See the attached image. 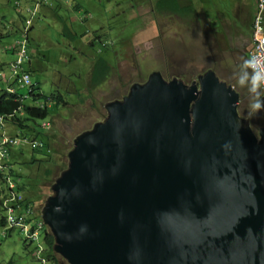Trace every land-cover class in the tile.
Here are the masks:
<instances>
[{
  "label": "water",
  "instance_id": "water-1",
  "mask_svg": "<svg viewBox=\"0 0 264 264\" xmlns=\"http://www.w3.org/2000/svg\"><path fill=\"white\" fill-rule=\"evenodd\" d=\"M240 100L210 70L152 72L108 104L42 209L55 250L70 264H264V127Z\"/></svg>",
  "mask_w": 264,
  "mask_h": 264
},
{
  "label": "rangeland",
  "instance_id": "rangeland-1",
  "mask_svg": "<svg viewBox=\"0 0 264 264\" xmlns=\"http://www.w3.org/2000/svg\"><path fill=\"white\" fill-rule=\"evenodd\" d=\"M87 2V9L97 10V15L104 14L102 6L111 7L112 13L108 20H98L94 25L84 24L83 31H77L80 34L85 33L87 38L80 40L83 44L77 51L74 46L69 44L63 35L65 30L57 25L43 27L42 37L39 39L38 34L32 36V46L36 50L35 58L31 65L32 80L40 93L46 97H52L56 91L55 81L61 76L69 74L80 69L82 72H89L93 63L92 60H102V74L109 72L111 77L101 81L98 88L85 91L79 97L87 99L84 106H81V112L76 111V99L68 95L71 105L70 112L73 111V118L69 121L54 118L64 110L55 105L51 107V115L43 123H53L51 130L57 131L60 154L46 157L47 152L44 148L32 150L28 142H22L13 152V165L24 182L31 186L26 191L27 201L32 200L37 211L40 212L43 202V196H50L52 188L47 187L51 183L57 182L60 175L69 165V151L73 148L75 140L83 133L90 129L93 124L89 119L96 114L95 109L102 111L101 105L112 99L121 98L129 92L133 82H143L153 71H160L164 76H177L181 79L191 82L198 79L199 75L205 74L209 69L215 71L225 80L234 83V86L250 93L252 86L249 78L245 80L238 78L239 70L248 68L245 61L246 56L241 55L239 49L248 43L246 52L252 51V46L246 38L241 36L234 37L235 47L228 44L230 33L235 32L234 27H226L228 24H217V31L208 28L206 7L201 6L198 0H179L183 7H192L197 9L199 15L196 20V13L186 17H162L153 14V8L157 0H150V5L138 0H103ZM244 7L250 1L242 0ZM214 5L229 12L237 9L235 5H230L226 0H212ZM13 0H0V65L4 68L0 72V86L3 85V75H11L9 63L15 59L16 55L7 53L6 50L13 48L19 40L17 34L11 28L5 27L6 17H15L13 10ZM255 12L248 17L251 19ZM60 14L68 22L75 17V0H69L62 5ZM106 15V12H105ZM245 18V16L243 15ZM148 25V26H147ZM147 26L142 29L145 34L151 38L145 39V42L136 45L124 44V39L119 37L124 34L132 35V28ZM71 28V26L69 25ZM157 27L158 35L152 30ZM72 33L76 34L72 28ZM3 35H6L4 38ZM98 38V42L91 51L86 43L90 42V37ZM156 36V37H155ZM119 37V38H118ZM154 37V38H152ZM118 38V39H117ZM116 39V43L113 41ZM130 45V46H129ZM119 48L120 51H117ZM93 52V53H92ZM33 56V57H34ZM239 62V68L235 65ZM87 79V88L90 87V78ZM243 79V80H242ZM119 81V82H118ZM247 82V83H246ZM83 89V88H81ZM253 94L248 100L243 101V113L252 109L251 105L256 101ZM41 104L44 101L41 100ZM84 112V114H82ZM100 117V119H102ZM264 119V117H263ZM258 121L256 122V126ZM41 132H49V128L41 127ZM6 131L10 137H27L29 141L34 140L31 134H22L21 129L17 128L12 122H7ZM2 133V131H0ZM33 158L41 161L33 162ZM41 158H44L41 159ZM50 160V161H46ZM61 164L64 167L56 172L53 180L46 178V171L55 164ZM11 188L0 187V201H5V193ZM47 199L44 200V203ZM0 230V241L2 237ZM25 236L20 231H13L3 242H0V264H35L24 251Z\"/></svg>",
  "mask_w": 264,
  "mask_h": 264
},
{
  "label": "clouds",
  "instance_id": "clouds-1",
  "mask_svg": "<svg viewBox=\"0 0 264 264\" xmlns=\"http://www.w3.org/2000/svg\"><path fill=\"white\" fill-rule=\"evenodd\" d=\"M29 1H30V4H25V0H13V2H14L13 10H14L15 15L17 16V18L15 17V19L18 20L16 29H15V34L18 35L19 40L13 48L7 50V51H10L12 54L16 55V57L14 60H12L9 63V66L11 69V75H3L2 76L3 85L0 86V91L3 89H9L12 92V94L23 95V99H26V101L31 99V96H32L31 93L33 91L36 93H40L39 90L37 89L35 83L33 82L32 75H31V60H32V57L34 56V54L36 53V50L32 46L31 34L34 30V27H35L36 22L39 18V15H40L42 8H44V7L53 8L54 7L52 0H29ZM94 1H103V0H94ZM139 1L148 3L150 5V0H138V2ZM156 4H157V2L155 3V6H156ZM257 10H258V0H257L255 16L253 17V20H252L251 42L249 41V44L252 46V51L249 53L246 52V49L248 48V43L244 47L239 49L240 54L246 56V58H247L245 63L248 66V68L239 70L240 73L238 72L237 77L243 78L244 80L246 78H249L251 86H252L250 93L247 94L244 90L242 91V89L238 88L237 86H234L233 82H230V81L222 78L215 71V69H209L208 71H210V70L214 71L222 81L228 83V85H232L235 88V90L237 91V93L240 94L241 100H240V104H239V113L242 117L247 118V119L250 118L252 120V126H253L254 130L256 131V133L260 136V131L264 127V119H263L264 114H262V112H264V91H263V86H262V82H264V76L261 75V72L259 70H255V72H254L251 69V59H252V54L254 51V40H255V18L257 15ZM153 14H156L154 8H153ZM162 17H167V16H162ZM7 18L8 17H6V20H7ZM97 19L98 18H95V20H97ZM95 20H94V17L92 14H87L83 18V21H84L83 24L94 25L93 22ZM62 26H63V30H65V35H63V37H65V40L67 42H68V40H73L74 42H80V40L85 41V39L87 38V35L85 33L80 34L78 32L77 34H73L71 28L69 27L68 22L65 21L64 19H62ZM65 26H67V27L65 28ZM147 26H142V27L138 26V27L134 28V33H133V36L131 37L130 45H136L138 43H143V42H145L146 38L148 40L151 39L145 34L144 31H142V29L146 28ZM5 27H7L6 23H5ZM153 28L154 29L152 31L155 32L156 36H157L158 35L157 27H153ZM81 29L83 31V26L81 27ZM79 30L80 29H78V31ZM216 33L219 34V32L217 30H216ZM152 38H154V37H152ZM95 42H98V38L93 36V37H90V42L86 43V44L88 45L89 48H93L95 45ZM112 46H113V43H112ZM98 61L99 60L97 58L94 61L93 65L91 66V69H90V87L88 88L89 91H91V89L94 91V89H97V88L99 91L100 83L98 86H94V83L92 81L93 68H94V65L98 63ZM235 65L238 68L240 66L238 61L235 63ZM0 67H1L0 68V72H1L4 67L2 65H0ZM153 72H160V71H153ZM111 74L109 72L105 73L104 74L105 79L101 80V81H105L108 78H110ZM149 75H148V78H149ZM203 75H205V74H203ZM199 76H201V75H199ZM164 77L166 79H171L174 76H172V77L164 76ZM175 77H177V76H175ZM148 78L143 82H140V81L133 82L132 86L135 85V83H144L148 80ZM196 80H198V79H196ZM184 81L187 83L192 82V81L188 82L187 80H184ZM132 86L130 87L129 92L124 94L121 98L112 99L110 101L104 102L103 105H101L102 110H103L102 116L104 115V117L102 119L99 118V121L96 123H91V124H93V126L90 129L83 131V133L86 131H91L96 124L105 122L106 119L108 118L107 105L112 103V102H117V101L122 102L127 96H129V93H130ZM55 93L56 94H63L68 101V105H66V106L64 105V106L59 107L56 102H50L49 104H47V107H49V109H51V107L53 105H55L59 109H61L63 107H69V105H71V103H70V100L68 99V95H72V98L75 97L76 104H80L81 106H84L87 102V100H84L83 102H81L80 100H77L76 94H73L71 92L70 93H61V92L55 91ZM40 94H42V93H40ZM253 94L256 97V100H255L256 102L251 105L252 109L248 110L247 113H243V107H244L243 101L248 100V98H250ZM38 106L41 108H44L45 105L38 103ZM104 106H105V111H104ZM69 111H70V108H69ZM50 112H51V110H50ZM71 113H72V118H73V116H74L73 111H71ZM258 113H260L262 115V118L258 117ZM82 114H84V112H82ZM257 121H258V124L256 126ZM53 123H43L42 127L43 128H49V132H47V133H51L52 135L59 136L60 134L57 131L51 130L53 127ZM6 124H7V122H6L5 118L0 117V131H2V133H0V148H1L2 144H4V142L7 140L14 141L15 143H9L8 145H6V148L8 150V158L6 159V161L2 162V164H7V166H5L4 168H2L0 166V174H1V172H2V174H8V172H10L12 169H15L14 165H13V161L10 162V160L11 159L13 160V155H14L13 150L16 147L20 146L22 142H28L30 144L31 149L34 151L44 148L47 152V155H49V153H52V155L60 154L58 147H57L59 145L58 137L51 143V148H50L49 146L46 145L45 142H42L40 140L29 141V139H26V138L20 139V137H16V138L10 137L6 131ZM76 140H75V143H76ZM75 143L73 145V148L68 152L69 155H67L69 157V165L67 167H65V169H64L65 171L63 172V174L60 175L58 181L63 177L65 172L68 171L70 168V162H71L70 153L75 149ZM46 157H50V156H46ZM33 159H34L33 162L41 161L39 159H35V158H33ZM41 159L44 160V158H41ZM46 161H50V160H46ZM60 166H61V164H60ZM63 168L64 167H62V166L59 167L56 170V172L62 170ZM55 176H56V174H55ZM45 177H46V175H45ZM54 177L51 180H53ZM58 181L54 182V185L52 187V194L50 196H47L46 199L49 197L55 196V192L53 189H54L55 185L58 183ZM2 187L3 188H11V190H8V192L5 193V197H3V198H5V201L1 202L2 209L4 211V216L6 217V221H7V227L5 229H2V230H4V231H2V235H7L8 229H13V231L20 230L24 234L25 240L30 245L31 257L30 256L29 257L35 262V264H52V258H51L52 250H51L50 246L47 245L46 241H44V234L46 231H49L55 238L54 252L57 255H59L66 262V264H70L68 259H66L62 254L58 253L55 250V246L57 244L55 234L53 233L51 227L44 222L43 217H42V209H43L45 203L41 207L40 212L36 210L37 207H35V204H33L32 206H26L25 205V201H27L26 192L17 191L18 186L15 182H13L12 179H7V183L5 185H2ZM14 195L19 199V201H20L19 204L22 206V209L18 210V215H19V217L24 216V223H11V222H9L8 207L6 206V201L8 199H12L14 197ZM20 198H22V200H20ZM27 211H30V213H27Z\"/></svg>",
  "mask_w": 264,
  "mask_h": 264
},
{
  "label": "crops",
  "instance_id": "crops-1",
  "mask_svg": "<svg viewBox=\"0 0 264 264\" xmlns=\"http://www.w3.org/2000/svg\"><path fill=\"white\" fill-rule=\"evenodd\" d=\"M93 1L94 0H88V2H93ZM226 1H228L230 5L232 4L235 5L237 9L231 10L229 12H225L219 7V4L214 5L212 3V0H198L196 1V4L197 2H201V6L204 7V9L206 7L208 28L213 30L214 33H216V29H217L216 27L218 23H220L221 26L224 23L229 25V26H225L224 28L226 27L235 28V32L234 33L231 32L230 37H225L226 39H228V44L232 46V48L235 47L234 37L236 36H241L242 38H246L248 42L249 41L251 42L253 18L248 19V17L252 14V12L255 11L256 6H257V0H244V1H250L245 7L243 5L242 0H226ZM68 2L69 0H52V3L54 5L53 8H49V7L42 8L39 18L34 27V30L31 34V39H32V36L36 33L38 34V38L40 39L42 37L44 26L57 25L63 28L62 26L63 18L60 14V11H61L62 5ZM25 4H30V1L25 0ZM102 9L104 11V14H101L98 17L97 10L87 9V2L85 0H75L76 14H75L74 19L69 21V25L74 31H76V34H77L78 29H81V27L84 26L83 18L87 14H92L94 17V20L95 18H98L97 20L93 22V24H95L98 20L99 21L108 20L109 16L112 13L111 7L105 8L103 5ZM105 12H106V15H105ZM198 14L199 12H198L197 5H196V20H197ZM243 15L245 16V18L243 17ZM15 17L17 18L16 15ZM15 17H8L7 20L5 21L7 27L11 28L12 31L14 32L17 26V21H18L17 19H15ZM66 27L67 26H65V28ZM133 33H134V28H132L131 37L133 36ZM128 34L119 36L124 39V44H129L131 42L130 36ZM5 36L6 35H3V38ZM68 43L71 44L72 46L76 45L74 46V48L77 51L79 50L81 45H83L81 42H74L73 40H68ZM115 43H116V39L113 41V44ZM92 49L93 48H91V51ZM117 51H120L119 48H117ZM6 52L11 53L10 51H7V50ZM34 58L35 56L32 57L31 65L33 64ZM94 61L95 60H92L91 62L94 63ZM87 76H89L90 78V71L82 72L80 69H77L76 71H74L71 77L69 76V74H65L61 76L57 81H55V87L57 88L56 91L61 92V93L71 92L73 94H76V96L79 97L85 91H89L87 88V85H88L87 79H86ZM84 100H87L85 96L84 98H80L81 102H83ZM76 106H77L76 111L81 112V106L79 104H77ZM61 109L64 110V113L61 112L54 118V124H56V118L59 120H65V121H69L72 119V113L69 111V107H63ZM95 111H96V114L89 119L90 123L98 122L99 118L103 114V110L101 112L100 110L95 109ZM104 111H105V106H104Z\"/></svg>",
  "mask_w": 264,
  "mask_h": 264
},
{
  "label": "trees",
  "instance_id": "trees-1",
  "mask_svg": "<svg viewBox=\"0 0 264 264\" xmlns=\"http://www.w3.org/2000/svg\"><path fill=\"white\" fill-rule=\"evenodd\" d=\"M155 13L159 16L167 17H186L196 13V9L192 7H183L180 4L179 0H157V4L154 7ZM70 36V35H69ZM248 57V56H247ZM102 60H99L97 64L94 65L92 72V81L94 86H98L101 80L105 79V76L102 74ZM172 77V76H167ZM195 79V78H194ZM36 90V89H35ZM31 99H23V95L12 94L9 89H3L0 91V117H4L6 122H12L17 128L21 129L22 134H31L34 137V140H40L45 142L47 146L51 148V143L58 137L52 135L51 133L41 132L39 129L42 127L41 122L49 118L51 115L49 107L47 104L50 102H56L59 107L68 105V101L63 94H56L52 97H46L43 94L32 92ZM44 101V108L38 106V103ZM25 138V136L23 137ZM26 139H28L26 137ZM47 156H52V153H49ZM13 160L11 159L10 162ZM7 164H1V167L4 168ZM61 167L59 163L52 166L46 171V177L52 179L56 170ZM21 172V171H20ZM16 169H12L8 174H0V187L7 183V179H12L18 186L17 191L19 192H28L31 189V186L24 182L22 175ZM22 174V172H21ZM54 183H51L47 187H53ZM47 196H43L42 206L44 200ZM34 202L32 200L25 201L26 206H32ZM7 227L6 217L4 216V211L2 209V204L0 201V229H5ZM13 229L7 230V235H2L1 241L3 242L7 239ZM26 241V240H25ZM44 241L47 245L50 246L52 250L51 258L52 264H66V262L54 252L55 238L49 232L46 231L44 234ZM24 251L26 257L31 256V249L27 241L24 243Z\"/></svg>",
  "mask_w": 264,
  "mask_h": 264
},
{
  "label": "built area",
  "instance_id": "built-area-1",
  "mask_svg": "<svg viewBox=\"0 0 264 264\" xmlns=\"http://www.w3.org/2000/svg\"><path fill=\"white\" fill-rule=\"evenodd\" d=\"M251 69L259 70L261 75L264 76V0H258V10L255 18V40L254 51L251 59ZM264 91V82H262ZM9 143H15L14 141H5L0 148V166L2 162L8 158V150L6 145ZM22 200V198H20ZM19 199L14 195L12 199L6 201L8 207V219L11 223H24V216L19 217L18 210L22 209L19 204ZM30 213V211H27Z\"/></svg>",
  "mask_w": 264,
  "mask_h": 264
},
{
  "label": "flooded vegetation",
  "instance_id": "flooded-vegetation-1",
  "mask_svg": "<svg viewBox=\"0 0 264 264\" xmlns=\"http://www.w3.org/2000/svg\"><path fill=\"white\" fill-rule=\"evenodd\" d=\"M262 114H264V112H262ZM258 117L262 118V115L260 113H258Z\"/></svg>",
  "mask_w": 264,
  "mask_h": 264
}]
</instances>
